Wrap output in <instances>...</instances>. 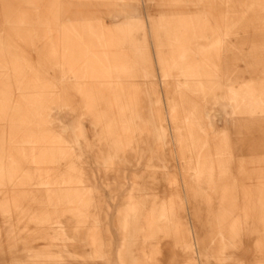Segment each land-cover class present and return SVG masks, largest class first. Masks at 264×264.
<instances>
[{"label": "rangeland", "instance_id": "374dc122", "mask_svg": "<svg viewBox=\"0 0 264 264\" xmlns=\"http://www.w3.org/2000/svg\"><path fill=\"white\" fill-rule=\"evenodd\" d=\"M0 264H264V0H0Z\"/></svg>", "mask_w": 264, "mask_h": 264}, {"label": "crops", "instance_id": "0c3cea01", "mask_svg": "<svg viewBox=\"0 0 264 264\" xmlns=\"http://www.w3.org/2000/svg\"><path fill=\"white\" fill-rule=\"evenodd\" d=\"M151 33H150V36L155 40V34H154V32L152 31V28H151V31H150ZM192 38H191V40H192V42L193 43H199V41L197 40V38H196V36L195 35H193V36H191ZM188 55V52L186 51L184 54H182V58H186V57H188L187 56ZM180 72L185 76V79H187V80H194V79H196V78H200V76H198V75H188L187 74V70H180ZM105 75V74H104ZM188 88H190L189 86H188ZM261 121V120H260ZM259 121V122H260Z\"/></svg>", "mask_w": 264, "mask_h": 264}]
</instances>
